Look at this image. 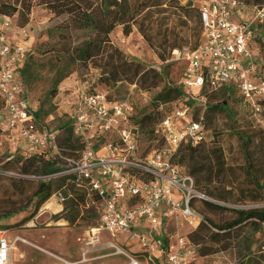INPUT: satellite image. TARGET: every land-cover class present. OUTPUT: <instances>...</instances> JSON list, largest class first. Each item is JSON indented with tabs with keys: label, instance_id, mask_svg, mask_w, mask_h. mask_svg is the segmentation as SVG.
Segmentation results:
<instances>
[{
	"label": "rangeland",
	"instance_id": "1",
	"mask_svg": "<svg viewBox=\"0 0 264 264\" xmlns=\"http://www.w3.org/2000/svg\"><path fill=\"white\" fill-rule=\"evenodd\" d=\"M177 1L185 5L193 0ZM263 2L249 1L250 4ZM191 4L196 6L194 1ZM21 12L7 16L10 23L4 39L9 47H13L21 41V30L24 29L28 34L24 46L29 52L24 73H18L19 81L26 90L31 107L40 112L41 120L48 129L57 131L62 137V131L57 129L68 121L69 115H73V107L80 96L89 90L103 91L110 100L129 101L137 119H144L141 129L143 135L141 133L139 139L140 156L151 155L163 146L160 138H150L148 133L162 115H169L174 108L171 105L173 100L167 103L156 100L164 86L180 87L183 63L175 59L174 50L162 62L149 49L135 27L127 37L123 36L121 27H116L110 35L111 41L123 51L127 59L161 72L163 84L151 91L141 90L128 83L105 85L101 82L100 71L95 64H69L64 68L61 53L58 52L61 46L65 42L78 44L84 38L81 33H77L68 41L67 34L66 39L61 35L66 33V15L54 16L37 3H33L29 14L23 15ZM255 37L249 46L264 75V23L258 28ZM193 48L192 42L175 50ZM59 74H67V77L54 92L53 84ZM239 97L233 92L229 97H222L218 93L208 98V105L226 102L227 112L217 114L212 121L206 122L204 128L205 143L215 141L220 148L217 159L213 160L214 173L210 177L205 173H198L195 177L189 175L193 179L194 190L205 197L192 200L193 209L206 220L205 226L197 232L179 217L162 220L160 241L163 248L175 245L179 237L184 239L193 249L187 259L188 264H264V224L255 229L249 221L230 230L217 229L237 220L234 211L261 210L258 206L264 203V134L250 123L248 108ZM182 103L176 105L179 107ZM184 107L188 110V119H194L201 113L195 103ZM249 136L253 142L248 149L254 159L250 165L246 162L240 139ZM261 141L263 147L257 146L259 143L261 145ZM15 151L9 146L8 137L0 132V214L13 211L11 216L0 219V231L12 246L9 264H130L131 259L138 264H159L148 259L138 246L128 240L127 235L112 239L101 230L100 206L97 202L85 201L73 222L65 219L68 210L64 209L71 197L63 189L66 199L62 207L59 201L51 197L39 207L35 206L37 199L25 207L36 188L37 180L35 176L21 172L19 167L26 158L20 157ZM63 153L66 157L77 158L76 152L71 156ZM183 153V150L178 153L177 158ZM19 159L21 162L16 164ZM61 164L64 165L62 161ZM185 170L188 172L182 166L184 173ZM197 180L201 182L197 184ZM25 181L31 182L27 184ZM217 202L239 205L245 210L232 211L217 205Z\"/></svg>",
	"mask_w": 264,
	"mask_h": 264
},
{
	"label": "built area",
	"instance_id": "2",
	"mask_svg": "<svg viewBox=\"0 0 264 264\" xmlns=\"http://www.w3.org/2000/svg\"><path fill=\"white\" fill-rule=\"evenodd\" d=\"M199 8L203 42L192 50H174L173 56L183 63L182 86L203 111L205 92L216 91L228 83L236 85L248 108L250 122L264 130V78L250 49L255 31L264 23V2L241 0H193ZM10 18L0 15V99L3 113L0 132L8 137L9 146L29 154L64 163L63 171L35 180L51 181L71 175L72 183L87 192V200L100 206V229L110 238L127 235L145 250L151 259L160 251L164 264H188L192 246L182 238L160 247L164 218H181L195 229L205 220L190 206L195 199H205L193 188V179L175 160L183 146H197L205 140L200 120L188 119L187 108L173 105L156 126L163 146L151 155L140 156L138 133L131 122L134 115L129 101L110 100L106 92L82 94L73 107L72 133L83 149L77 158L66 157L59 145L58 132L37 125L29 100L20 97L15 83L17 65L27 58L21 30V41L9 47L4 39ZM201 111V113H202ZM106 141L98 143L99 138ZM65 200L61 190L52 196ZM217 205L231 210H245L239 205ZM264 209V203L258 206ZM144 222L146 227L140 228ZM264 249V247H262ZM12 246L0 231V264H9ZM130 264H138L131 259Z\"/></svg>",
	"mask_w": 264,
	"mask_h": 264
},
{
	"label": "trees",
	"instance_id": "3",
	"mask_svg": "<svg viewBox=\"0 0 264 264\" xmlns=\"http://www.w3.org/2000/svg\"><path fill=\"white\" fill-rule=\"evenodd\" d=\"M241 1L249 3L250 0ZM191 2L193 3V1H190L182 5L177 0H0V15H13L17 12L20 13V10L22 11L21 14L27 15L30 13L33 3L44 6L54 16L66 15L68 17L67 25H64L66 33H61V35L66 39L67 34L68 41H71L72 35H76L77 33H81L84 38L78 44L63 43L62 48L58 52L61 53L60 59L64 68L69 64L92 63L99 69L101 82L105 85L128 83L129 85H135L141 90L151 91L163 84V74L156 69L145 67L136 60L127 59L123 51L111 41L110 35L116 27H121L123 36L127 37L135 27L143 41L154 52L157 58L162 62L166 61L173 50L180 49L192 42L194 43L193 49H195L204 40L202 37L199 8L197 5L193 6ZM257 31H255V36ZM28 52L29 49H27V54ZM24 65L25 61L17 65L15 83L20 87V97L29 100L23 84L19 81L18 75L20 71L24 73ZM257 71L264 78L258 64ZM66 77L67 74L57 75L53 84L54 92H56L58 84ZM179 85L180 87L175 88L164 86L156 96V100L162 103L173 100L174 102L171 105L183 102L185 106H190L192 103H195L189 94L183 90L182 74ZM94 92L96 91H87V93ZM233 92L238 94L237 87L233 83H228L216 91L205 92L206 106L203 111L199 106L197 107L199 108V112L202 111V113L194 119L200 120L205 128L206 122L212 121L221 112H227L226 102L208 105V98L218 93H221L222 97H229ZM239 99L241 102L243 101L241 97ZM33 111L37 125L48 129L41 120L40 112L34 109ZM2 113L3 103L0 99V116ZM164 115L160 117L155 127L149 131L150 138H160L155 130L157 124L165 117ZM137 118L134 114L131 117V121L132 119L134 120L132 122L138 133L139 140L141 133L143 135L141 129H143L144 119ZM72 121L73 115H69L68 121L64 122L57 129L63 133L62 137L58 135L59 145L67 155L71 156L73 152H76L78 157L83 149V144L72 133ZM258 130L264 134V130L259 128ZM240 139L246 162L250 165V163L254 162V159L253 154L250 153L248 148L253 141H251L250 136L240 137ZM104 141L106 139L100 136L98 143ZM262 141L261 145L259 143L257 146L263 147ZM205 142L206 140L195 147L186 145L179 149L178 153L182 150L184 153L180 157H176L175 162L181 168L185 166L188 171L186 172L185 170L186 174L195 177L198 173H205L207 177H210L214 173L213 160L217 159L220 148L215 141L210 144H206ZM15 152H18L20 157L26 158L19 167L23 174L42 177L63 171L64 165L61 164V161L46 159L42 154H29L20 150ZM20 162L21 159L17 160L16 164ZM72 178L71 175H64L51 181H36V188L25 203V207L29 206L34 199H37L35 206L39 207L55 192L62 191L63 189L71 197L64 209L68 210L65 219L73 222L79 213V207L87 201V192L84 188L76 187L72 183ZM25 182L30 184L31 181ZM200 182L201 180H197V184ZM190 206L192 207V201L190 202ZM234 212L237 214V220L225 227H217L219 231L230 230L236 225L249 221L252 222L251 224L255 229L264 224V209ZM12 214L13 211L0 214V219L7 218ZM205 224L206 220L195 228L197 232ZM192 239L194 240V238ZM167 249L168 247H165V253Z\"/></svg>",
	"mask_w": 264,
	"mask_h": 264
},
{
	"label": "crops",
	"instance_id": "4",
	"mask_svg": "<svg viewBox=\"0 0 264 264\" xmlns=\"http://www.w3.org/2000/svg\"><path fill=\"white\" fill-rule=\"evenodd\" d=\"M139 227L140 228H145L146 227V225H145V223L144 222H141L140 224H139ZM122 236V235H121ZM121 236L120 237H118V238H121ZM124 236H126V235H124ZM118 238H116V239H118ZM129 240V239H128ZM127 240V241H128ZM130 241V240H129ZM130 242H132V244H135L136 246H138V244L136 243V242H134V241H130ZM158 243H159V245H160V247H163V245H162V243H161V241H160V238H159V240H158ZM139 247V246H138ZM139 249L146 255V257L148 258V254L145 252V250H143V249H141L140 247H139ZM151 261H153V262H157V263H159V264H164V255H163V253H161L160 251H158L157 253H155L154 255H153V257L150 259ZM138 263V262H137Z\"/></svg>",
	"mask_w": 264,
	"mask_h": 264
}]
</instances>
